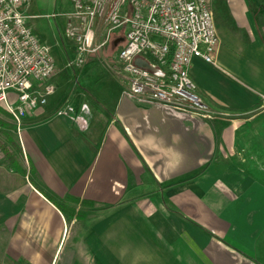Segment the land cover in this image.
I'll list each match as a JSON object with an SVG mask.
<instances>
[{"label": "crops", "instance_id": "obj_1", "mask_svg": "<svg viewBox=\"0 0 264 264\" xmlns=\"http://www.w3.org/2000/svg\"><path fill=\"white\" fill-rule=\"evenodd\" d=\"M217 11L215 60L194 58L191 74L225 116L132 94L111 59L84 65L67 91L75 113L59 112L54 74L49 102L11 127L22 169L0 149V264H264V0ZM29 23L54 57L66 53L54 24ZM42 184L77 209L95 204L71 217Z\"/></svg>", "mask_w": 264, "mask_h": 264}, {"label": "built area", "instance_id": "obj_2", "mask_svg": "<svg viewBox=\"0 0 264 264\" xmlns=\"http://www.w3.org/2000/svg\"><path fill=\"white\" fill-rule=\"evenodd\" d=\"M29 0H0V105L18 131L27 115L49 102L57 64L51 48L29 23ZM67 35L76 41L75 64L125 28L117 60L128 90L135 95L210 116V106L191 74L193 59L215 60L220 42L212 0H73ZM107 38L97 42L98 29ZM264 105V94L261 95ZM85 110L89 105L84 104ZM67 103L59 112L72 110ZM83 111V110H82ZM80 128L84 113L74 115Z\"/></svg>", "mask_w": 264, "mask_h": 264}, {"label": "rangeland", "instance_id": "obj_3", "mask_svg": "<svg viewBox=\"0 0 264 264\" xmlns=\"http://www.w3.org/2000/svg\"><path fill=\"white\" fill-rule=\"evenodd\" d=\"M212 1H213L212 5L216 13L215 15L217 18V23L221 24L220 23L221 20L218 17V11H217V6L218 4H220L221 0H212ZM72 3L73 0H29L26 6V11L30 15L31 20L41 18L45 25L46 24L50 25V23L54 24V29H55L54 39L58 45L60 42L66 48V53H63L61 58H58L56 56L54 57L56 59L55 61L57 64V71H58L57 76L59 75V77L63 79L66 85V90L64 92L62 93L59 92V94L57 93L58 98L56 102L57 103L63 102V104L60 105L61 108L67 103L66 102L67 94H68L67 91L73 92L74 89L77 87L78 74L85 64L93 61L97 65H103V64L105 65L106 59H111L113 61L115 70L121 74L120 72L121 68L117 60V55L119 50L122 48L124 44L122 37L125 36V31H119L120 33H117L114 36L112 34L104 46L87 55L85 60L86 63L84 62L83 64L80 65L75 64L74 61L76 60V56H77V51L75 47L76 41L72 37L68 36L66 31L67 27L69 26V22L78 23L77 19H75L74 17L71 18L70 15L71 12L74 10V4ZM54 15L55 16L57 15L56 17L57 20L55 18H52L54 20L51 19V17H54ZM31 25L34 28V25L32 23ZM35 31L37 30L35 29ZM117 36L121 37V40L116 41L115 39L117 38ZM106 38H107V29H105L104 26H101L98 29L97 42H101ZM46 44H48L50 48L52 47L49 43ZM51 52L52 55L54 56L55 55L53 54L54 51L51 50ZM55 90L57 92L56 84H55ZM209 109H210V113H212L215 116H222V115L225 116L226 114L225 112L219 109H215L212 107H210ZM71 112L75 113L74 109H72ZM8 116H9V112L2 105H0V117H4L5 119H8L9 118ZM5 121L7 123L4 124L2 128H0V140H6L7 139L6 133L9 134L13 133L11 131V127H13L12 125L16 124L14 121L10 119ZM68 203L72 204V202H68ZM84 206H90V205L83 204V207L78 210L85 208ZM1 248H3V243L0 242V249Z\"/></svg>", "mask_w": 264, "mask_h": 264}, {"label": "trees", "instance_id": "obj_4", "mask_svg": "<svg viewBox=\"0 0 264 264\" xmlns=\"http://www.w3.org/2000/svg\"><path fill=\"white\" fill-rule=\"evenodd\" d=\"M7 122L4 119H0V124L4 125ZM7 140H0V149L6 154L7 159L16 166L18 169H22L23 162L25 160L24 151L20 143L16 142L15 139L11 136V134L6 133ZM34 171V169L32 168ZM38 188L55 204L57 205L63 212L68 214L71 217H82L84 216V211L78 210L76 205H72L73 203H79L80 199L73 196L67 195L64 198H61L51 189H49L45 185H39ZM72 202V204L68 203ZM82 204L94 205L95 202L92 200H82Z\"/></svg>", "mask_w": 264, "mask_h": 264}]
</instances>
